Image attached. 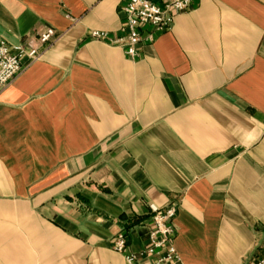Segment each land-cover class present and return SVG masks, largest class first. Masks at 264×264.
Returning a JSON list of instances; mask_svg holds the SVG:
<instances>
[{"label": "crops", "instance_id": "1", "mask_svg": "<svg viewBox=\"0 0 264 264\" xmlns=\"http://www.w3.org/2000/svg\"><path fill=\"white\" fill-rule=\"evenodd\" d=\"M127 0H0L24 58L0 91V264L129 263L152 206L176 205L180 264H255L264 256V0H193L139 47Z\"/></svg>", "mask_w": 264, "mask_h": 264}, {"label": "built area", "instance_id": "2", "mask_svg": "<svg viewBox=\"0 0 264 264\" xmlns=\"http://www.w3.org/2000/svg\"><path fill=\"white\" fill-rule=\"evenodd\" d=\"M192 2L193 0H127L122 7L124 36L110 37L108 32L100 30H91L89 35L93 39L125 47L126 54L135 58L141 45L153 43L158 33L171 29L176 16L189 9ZM37 40L39 45L52 44L56 40V32L48 27L38 35ZM38 43L33 40L27 45L12 47L0 35V91L20 73L24 58L31 61L40 59L42 52ZM151 211L152 226L145 246L131 250L126 233L121 231L114 238L115 251L124 254L129 263L149 260L151 264H180L181 258L174 243L176 205L152 206ZM255 264H264V256Z\"/></svg>", "mask_w": 264, "mask_h": 264}]
</instances>
